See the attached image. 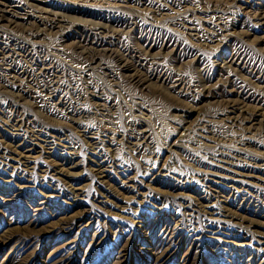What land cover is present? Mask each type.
I'll list each match as a JSON object with an SVG mask.
<instances>
[{
	"label": "rangeland",
	"instance_id": "obj_1",
	"mask_svg": "<svg viewBox=\"0 0 264 264\" xmlns=\"http://www.w3.org/2000/svg\"><path fill=\"white\" fill-rule=\"evenodd\" d=\"M0 6V264H264V0Z\"/></svg>",
	"mask_w": 264,
	"mask_h": 264
},
{
	"label": "bare ground",
	"instance_id": "obj_2",
	"mask_svg": "<svg viewBox=\"0 0 264 264\" xmlns=\"http://www.w3.org/2000/svg\"><path fill=\"white\" fill-rule=\"evenodd\" d=\"M8 15H12V13H11V11L10 10H8L7 8H5V7H1L0 6V20H4L5 18H6V16H8ZM7 21H9V20H7ZM11 21V20H10ZM85 48V47H84ZM87 49V48H86ZM85 49V50H86ZM106 49V48H105ZM81 51V50H80ZM90 52V51H89ZM86 53H87V50H86ZM85 54V53H84ZM110 54V53H109ZM88 55V54H87ZM84 56V55H83ZM89 56V55H88ZM94 56V55H93ZM90 57V56H89ZM99 58V57H98ZM89 61V60H88ZM84 62H86V60L84 61ZM90 65V64H89Z\"/></svg>",
	"mask_w": 264,
	"mask_h": 264
}]
</instances>
